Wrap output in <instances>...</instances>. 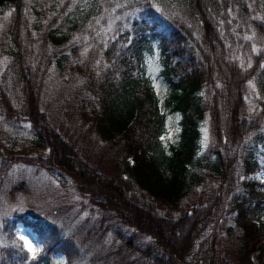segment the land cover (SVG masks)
I'll return each mask as SVG.
<instances>
[{"label": "trees", "instance_id": "obj_1", "mask_svg": "<svg viewBox=\"0 0 264 264\" xmlns=\"http://www.w3.org/2000/svg\"><path fill=\"white\" fill-rule=\"evenodd\" d=\"M0 20L9 59L0 118L31 125V149L45 151L11 150L10 162L66 174L132 231L125 252L157 264H254L264 253V182L250 177L264 170V0H0ZM54 69L77 80L51 114L44 92ZM174 113L181 129L168 144L161 136ZM66 114L86 130L62 133L56 118ZM92 133L103 144L97 157L85 153L82 136ZM92 158L108 172L90 169ZM3 180L0 199L30 192L25 183L5 191ZM18 220L6 221L0 264H58L57 254L83 264L80 243L60 226L21 216L42 244L33 260L13 231Z\"/></svg>", "mask_w": 264, "mask_h": 264}, {"label": "rangeland", "instance_id": "obj_2", "mask_svg": "<svg viewBox=\"0 0 264 264\" xmlns=\"http://www.w3.org/2000/svg\"><path fill=\"white\" fill-rule=\"evenodd\" d=\"M113 1L118 6H128L131 2V0ZM2 27L0 20V34ZM2 49L0 47V75L5 71L4 69L9 60ZM52 72L53 76L47 81L45 86L44 97L49 112L55 114L56 111H63L67 97L74 92L77 78L73 77V79L67 75L65 77L61 74L58 75L56 69ZM154 83L157 94L161 97L162 109H164V99L167 96V91L161 78H157ZM180 118L181 116L178 113H174L169 117V134L163 136V139L168 144L175 143L178 140V133L181 129L179 125ZM56 120L59 123L63 122L64 127L61 126L62 133H64L63 130L67 126L75 131V136L78 135L80 130H86L85 127H80L82 125L78 123L79 120L77 118L68 114L63 118V121L57 118ZM59 123L58 125H60ZM31 127V125L22 121H17L11 125V123L4 122L0 118V150L2 151H0V178L4 179L3 190L9 191L13 185L19 183H25L26 187L30 189L29 193H18L13 200H9L6 195H3L0 199V246L6 241L7 232L4 229L6 221L10 220L13 223L15 217L20 218L21 216L40 217L60 226L67 236L74 238L80 243L82 250L81 261L83 264H157L147 259L138 250L125 252L126 244L132 243L133 238L129 237L132 231L128 232L125 227H119V224L115 222L112 216L102 215L97 207L92 204L90 197L82 194L76 183L66 174L51 172L28 162L18 161L13 163L8 160V153L11 150H14L16 154L21 153L27 156H34L38 154V151H42L40 147L31 149V146L35 145L38 139ZM56 127H58L57 124ZM204 137L208 145L210 141L209 125L204 128ZM82 138L86 142L84 145L87 152L85 151V153L91 157L100 156V149H102L103 144L99 139H96V135L92 133L89 141L87 135L82 136ZM50 140L51 137L48 136L47 141L50 142ZM87 141L88 146H86ZM79 144L78 147L82 146L81 141H79ZM42 152L45 151L43 150ZM83 157L84 164H87L85 163V161L87 162V156L83 154ZM70 158H74V156H70ZM92 159L94 160L90 161L93 165L88 164L90 169L96 170L101 174L108 172L106 168L104 169V167L100 166L97 159ZM80 167L83 168L82 165ZM250 177L264 182V170L257 171ZM92 181L95 183V180ZM95 190L104 194L103 191L97 188ZM138 201L140 203L143 202L141 200ZM139 202L137 203L140 205ZM143 221L145 224L149 223L147 219H143ZM178 228H180L181 235L186 233L184 227ZM13 231L20 238L21 236L24 237V245L25 240L30 241L39 248L37 255L41 253L42 245L37 238V234L29 226L18 223L14 225ZM165 237L171 239L170 228L167 230ZM141 239L135 240L137 244L143 242ZM173 242L176 244V240ZM30 255L32 257L31 253ZM162 255L164 256V254ZM173 256L175 257L177 254L174 252ZM252 258L254 264H261L264 259V253L256 251ZM66 262V257L58 254L57 263L66 264Z\"/></svg>", "mask_w": 264, "mask_h": 264}, {"label": "snow or ice", "instance_id": "obj_3", "mask_svg": "<svg viewBox=\"0 0 264 264\" xmlns=\"http://www.w3.org/2000/svg\"><path fill=\"white\" fill-rule=\"evenodd\" d=\"M248 39H252V37H248ZM21 239L24 240V237L21 236ZM25 246L27 247L28 252L32 254V259H37V253L39 251V248L27 240H25Z\"/></svg>", "mask_w": 264, "mask_h": 264}]
</instances>
